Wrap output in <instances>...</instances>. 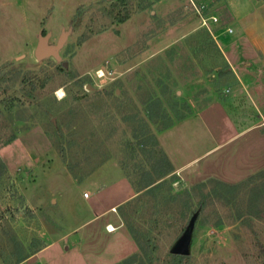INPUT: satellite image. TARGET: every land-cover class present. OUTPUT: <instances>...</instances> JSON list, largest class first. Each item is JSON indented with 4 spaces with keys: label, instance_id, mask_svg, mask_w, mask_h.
Returning <instances> with one entry per match:
<instances>
[{
    "label": "rangeland",
    "instance_id": "rangeland-1",
    "mask_svg": "<svg viewBox=\"0 0 264 264\" xmlns=\"http://www.w3.org/2000/svg\"><path fill=\"white\" fill-rule=\"evenodd\" d=\"M261 4L0 0V264H264Z\"/></svg>",
    "mask_w": 264,
    "mask_h": 264
},
{
    "label": "crops",
    "instance_id": "crops-1",
    "mask_svg": "<svg viewBox=\"0 0 264 264\" xmlns=\"http://www.w3.org/2000/svg\"><path fill=\"white\" fill-rule=\"evenodd\" d=\"M264 4H261L257 7L254 11H249L247 13H243L241 11H232V15L234 17V21L237 23V25L240 27L242 33H245L246 35L251 36L252 45L254 47V50L252 51V54L256 56V58H259L258 56L264 55ZM236 9V8H235ZM260 54V55H259ZM250 68V66H247ZM247 67H240V71L238 70H231L233 74L238 79L239 83L243 84L240 78L237 76L238 73H243L242 75L246 76L249 75V71ZM238 72V73H237ZM246 78V77H245ZM126 197H124L122 200H125ZM130 198V197H128ZM127 198V199H128ZM28 259H25L21 263L27 262Z\"/></svg>",
    "mask_w": 264,
    "mask_h": 264
},
{
    "label": "water",
    "instance_id": "water-1",
    "mask_svg": "<svg viewBox=\"0 0 264 264\" xmlns=\"http://www.w3.org/2000/svg\"><path fill=\"white\" fill-rule=\"evenodd\" d=\"M65 34H62L55 45L48 44V35H40L37 45L34 50L36 59L41 60L46 57L59 58V51L63 46ZM65 65V64H64ZM194 222L191 220L186 227L185 231L173 246L171 253L174 255L186 256L188 254V247L190 243L191 232Z\"/></svg>",
    "mask_w": 264,
    "mask_h": 264
},
{
    "label": "trees",
    "instance_id": "trees-1",
    "mask_svg": "<svg viewBox=\"0 0 264 264\" xmlns=\"http://www.w3.org/2000/svg\"><path fill=\"white\" fill-rule=\"evenodd\" d=\"M113 10L110 11V13H113L112 12ZM117 17V16H116ZM127 19L126 16L124 17H120V18H117L116 21L119 22V23H122L124 22L125 20ZM149 110V109H148ZM147 110V113H148V117L149 118H153V115L151 113V109L150 111ZM167 127L169 126H165L164 129H166ZM152 140V145L153 146H157V142H156V139L154 138V136H150V138ZM155 168V173L158 177V179H161L163 178L164 176H166L169 172H171L172 168H171V164L169 163V161L167 160L166 156L164 153L161 152L160 154V157H159V160L156 164V166H154ZM163 182V181H162ZM162 182H159L157 184L154 185V181L151 180H147L146 182H144L143 184H141L140 188L138 189V192L139 191H142V190H145L146 193H151V192H154L155 190H158V188H160ZM216 184H219L220 186H223L224 188L227 187V185L225 184H222V183H218V182H215ZM229 187V186H228ZM231 188H234V186ZM186 197H188V193L186 194ZM192 220H194V218H192ZM173 256V259L178 263L180 264V262L182 261V259H184V257L186 256H180V255H174L172 254ZM27 258V256L25 257H21L17 264L21 263L22 261H24L25 259Z\"/></svg>",
    "mask_w": 264,
    "mask_h": 264
},
{
    "label": "built area",
    "instance_id": "built-area-1",
    "mask_svg": "<svg viewBox=\"0 0 264 264\" xmlns=\"http://www.w3.org/2000/svg\"><path fill=\"white\" fill-rule=\"evenodd\" d=\"M85 196H87V194H85ZM106 230L110 232V231H113L114 229H113V227L111 225H108Z\"/></svg>",
    "mask_w": 264,
    "mask_h": 264
},
{
    "label": "bare ground",
    "instance_id": "bare-ground-1",
    "mask_svg": "<svg viewBox=\"0 0 264 264\" xmlns=\"http://www.w3.org/2000/svg\"><path fill=\"white\" fill-rule=\"evenodd\" d=\"M62 94V93H61ZM112 230V229H111Z\"/></svg>",
    "mask_w": 264,
    "mask_h": 264
}]
</instances>
